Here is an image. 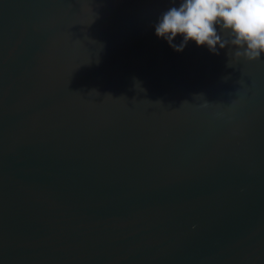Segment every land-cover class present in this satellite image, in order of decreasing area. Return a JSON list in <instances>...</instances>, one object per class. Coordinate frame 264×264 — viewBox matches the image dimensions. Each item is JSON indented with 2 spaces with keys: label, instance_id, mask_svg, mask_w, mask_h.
Here are the masks:
<instances>
[{
  "label": "water",
  "instance_id": "water-1",
  "mask_svg": "<svg viewBox=\"0 0 264 264\" xmlns=\"http://www.w3.org/2000/svg\"><path fill=\"white\" fill-rule=\"evenodd\" d=\"M179 2L0 0V264H264V55Z\"/></svg>",
  "mask_w": 264,
  "mask_h": 264
},
{
  "label": "clouds",
  "instance_id": "clouds-1",
  "mask_svg": "<svg viewBox=\"0 0 264 264\" xmlns=\"http://www.w3.org/2000/svg\"><path fill=\"white\" fill-rule=\"evenodd\" d=\"M217 26L229 39L218 34ZM155 35L176 52L194 41L219 55L217 46L231 44L236 48L233 59L257 61L264 55V0H180L162 13ZM177 36L182 37L180 44L173 43Z\"/></svg>",
  "mask_w": 264,
  "mask_h": 264
}]
</instances>
